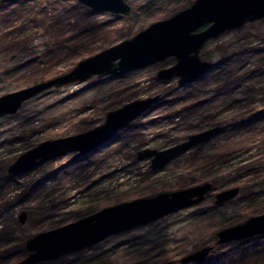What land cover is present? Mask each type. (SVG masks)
Here are the masks:
<instances>
[{
  "label": "rangeland",
  "instance_id": "obj_1",
  "mask_svg": "<svg viewBox=\"0 0 264 264\" xmlns=\"http://www.w3.org/2000/svg\"><path fill=\"white\" fill-rule=\"evenodd\" d=\"M47 1L2 4L0 36L18 35L17 16L24 15L19 20L27 24V11H39ZM53 1L60 8L77 7L80 15L98 25L117 26L118 34L104 50L195 0H125L130 7L127 16L85 11L74 0ZM49 45L45 30L39 28L29 44L0 48V96L36 84L25 83L31 67L24 66ZM198 57L212 68L197 81L158 80V71L176 62L168 57L117 77H94L46 90L24 102L15 114L0 118V264L22 260L28 254L26 241L42 232L120 203L202 184L211 185L203 202L44 264H180V258L205 247L212 251L200 264H221L222 256L230 259L264 244V236L217 243L219 231L264 214V17L210 40ZM81 60L61 62L57 76ZM156 95L160 99L150 111L88 155L73 160L71 153L16 176L7 173L17 158L40 143L94 129L108 112ZM217 126L222 130L216 137L162 169L152 170L149 160H136L144 149L165 150ZM211 156L219 160L215 165L199 166L201 159ZM233 188L239 190L236 197L215 204L217 193ZM22 212L24 223L18 220ZM179 250L181 257L176 256Z\"/></svg>",
  "mask_w": 264,
  "mask_h": 264
},
{
  "label": "water",
  "instance_id": "obj_2",
  "mask_svg": "<svg viewBox=\"0 0 264 264\" xmlns=\"http://www.w3.org/2000/svg\"><path fill=\"white\" fill-rule=\"evenodd\" d=\"M33 0H0V4L29 2ZM92 12L127 16L130 7L125 0H74ZM264 17V0H195L188 8L170 18L150 24L132 38L106 48L79 61L69 72L24 89L0 96V118L15 114L22 104L34 96L74 83H84L96 77H117L163 62L173 57L171 67L158 71L160 81L177 79L179 84L197 81L211 70L212 64L198 57L203 46L222 34L239 29ZM160 99L159 95L127 103L106 114L104 122L89 131L64 138L48 140L29 149L7 169L16 176L34 169L46 161L74 153L73 160L88 155L107 143L116 133L150 111ZM222 128L217 126L168 149L157 151L144 149L136 160H149L150 168H164L172 160L193 147L216 137ZM210 184H202L172 193H161L152 198L135 199L104 208L93 215L65 226L42 232L25 243L28 252L15 264H39L82 251L103 240L126 233L134 228L154 223L165 216L193 207L206 198ZM238 188L215 195L220 205L237 196ZM21 213L19 222L24 223ZM264 236V214L252 217L244 223L223 229L217 233V243L226 244ZM212 251L205 247L180 258V264H200Z\"/></svg>",
  "mask_w": 264,
  "mask_h": 264
},
{
  "label": "trees",
  "instance_id": "obj_3",
  "mask_svg": "<svg viewBox=\"0 0 264 264\" xmlns=\"http://www.w3.org/2000/svg\"><path fill=\"white\" fill-rule=\"evenodd\" d=\"M76 5L78 6V4ZM1 7L2 5L0 4ZM82 8L85 11H89L84 6ZM26 14H28L26 19L29 18L27 24L19 20V18L23 19L24 15L20 16L19 14L17 20L15 19L20 24L17 28L18 35L12 36V33L7 32L0 36V48L3 50L4 48H21L33 40L39 28L45 30L50 40L49 49L41 56L33 57L30 63L24 66V68L31 67L28 74L24 76L25 83H40L54 78L60 74L56 68L58 64L93 56L99 50H102L103 47L110 44L119 31L115 25H98L90 20L89 16L83 17L77 12V7L75 6L60 8V5L53 0L47 1L45 7L39 11L34 12L31 9ZM252 25L248 24L250 27ZM68 31H76V33L68 36ZM234 126L239 127V125ZM218 161L213 156L203 158L200 160L199 166H212ZM203 229H206L205 226H203ZM182 254L183 252L179 250L176 256L181 257ZM173 263L176 262L170 264ZM39 264H44V262ZM99 264L116 263L109 261L100 262ZM221 264H264V244H255L230 259L222 256Z\"/></svg>",
  "mask_w": 264,
  "mask_h": 264
},
{
  "label": "flooded vegetation",
  "instance_id": "obj_4",
  "mask_svg": "<svg viewBox=\"0 0 264 264\" xmlns=\"http://www.w3.org/2000/svg\"><path fill=\"white\" fill-rule=\"evenodd\" d=\"M79 158H80V157H79ZM79 158H78V159H79Z\"/></svg>",
  "mask_w": 264,
  "mask_h": 264
}]
</instances>
